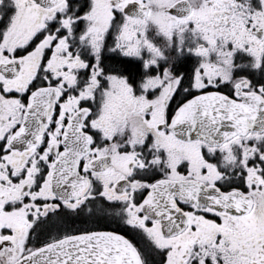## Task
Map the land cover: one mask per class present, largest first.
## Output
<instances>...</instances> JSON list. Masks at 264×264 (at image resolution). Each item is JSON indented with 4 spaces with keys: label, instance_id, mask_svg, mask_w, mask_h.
Wrapping results in <instances>:
<instances>
[{
    "label": "snow or ice",
    "instance_id": "obj_1",
    "mask_svg": "<svg viewBox=\"0 0 264 264\" xmlns=\"http://www.w3.org/2000/svg\"><path fill=\"white\" fill-rule=\"evenodd\" d=\"M0 264H264V0H0Z\"/></svg>",
    "mask_w": 264,
    "mask_h": 264
}]
</instances>
